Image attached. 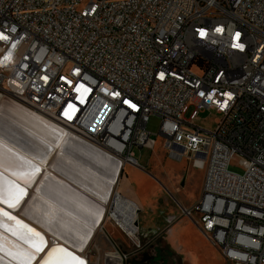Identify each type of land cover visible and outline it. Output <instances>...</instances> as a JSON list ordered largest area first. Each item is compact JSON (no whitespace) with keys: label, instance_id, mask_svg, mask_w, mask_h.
Listing matches in <instances>:
<instances>
[{"label":"built area","instance_id":"built-area-1","mask_svg":"<svg viewBox=\"0 0 264 264\" xmlns=\"http://www.w3.org/2000/svg\"><path fill=\"white\" fill-rule=\"evenodd\" d=\"M0 33V105L70 131L122 170L140 169L133 151H153L159 120L167 158L194 157L203 171L179 217H196L225 263L264 264V0H0ZM203 112L218 116L211 133L192 125Z\"/></svg>","mask_w":264,"mask_h":264},{"label":"bare ground","instance_id":"bare-ground-1","mask_svg":"<svg viewBox=\"0 0 264 264\" xmlns=\"http://www.w3.org/2000/svg\"><path fill=\"white\" fill-rule=\"evenodd\" d=\"M0 145L10 150L4 153L7 158L14 159L11 154H15L39 169L27 178L15 176L27 196L11 208L12 212L58 240L57 245L74 248L81 258L103 224L105 206L119 181L120 164L70 131L12 102L0 105ZM112 206L109 219L130 241L135 240L136 206L118 192ZM0 256L4 264H17L7 255ZM104 258L105 264L122 263L115 252ZM81 259L87 264L85 258Z\"/></svg>","mask_w":264,"mask_h":264},{"label":"rangeland","instance_id":"rangeland-1","mask_svg":"<svg viewBox=\"0 0 264 264\" xmlns=\"http://www.w3.org/2000/svg\"><path fill=\"white\" fill-rule=\"evenodd\" d=\"M85 4L86 1H84L79 6V9L83 8ZM190 113V111L185 113L183 119L188 120ZM217 121L218 116L215 115L214 112H203L196 116V119L192 122V125L205 132L211 133L214 131ZM158 125L159 120L156 119L151 120L148 125L150 139L155 141V147L153 151L146 149H135L133 153L140 168L138 170L147 174L156 184L158 188L156 190V195L159 198V201L163 205L166 204V207H173L179 211V204L189 205L199 200L201 195L203 171L191 167V161L195 159L194 157L191 159H183L180 162H176L167 158L166 152L162 149V139L157 134ZM228 170L229 172L236 175H242L241 169L234 162L228 166ZM57 176L59 177V175ZM119 179L121 188L132 187V189L136 187L135 184L138 186L137 180L140 179V184L143 188V193L145 194L147 185L145 184L144 180L137 174H132L128 167L124 168V170L121 172V175L119 176ZM118 190L119 187L117 184L114 188L111 200L105 206V215L101 228L96 232L95 235L92 236L91 241L81 254V258L87 259L89 264H97L98 261L100 264H105V255L114 252L118 254L120 259L123 258V264H125V261L128 260V257L124 259V256L127 254L134 255L135 253V248L132 241L126 238L125 235L120 230H118L114 223L109 219V211L113 207V196L115 192L119 193ZM120 196L124 200H128L121 194ZM136 209V223L137 228L139 229L138 239L139 245L141 247L140 251H144L145 254L150 256L153 264H172V261H174L175 264H182L181 261V263L179 262L178 258L171 256L167 251L161 254L157 253L158 250H167V248L161 241L154 239V237L151 236L146 237L142 233L147 226L149 227L150 224L154 223L156 220L151 221L148 212H138L137 206ZM196 220L197 218L193 217V221H189L194 223ZM175 243H177V241H175ZM193 244L197 243L195 242ZM172 246L174 250H178V254H180V252L182 253V250H179L176 247V244L174 245L173 243ZM185 248H187L189 251H193L192 247H190V249L188 247ZM195 251L194 253L196 254ZM201 251H203V247ZM203 253L208 257V259L210 258L211 255L209 251H203ZM181 256H184V254H181ZM202 257L205 258L204 256H201L200 258H191L187 261L192 264H205V260ZM197 259H199V261H197Z\"/></svg>","mask_w":264,"mask_h":264},{"label":"snow or ice","instance_id":"snow-or-ice-1","mask_svg":"<svg viewBox=\"0 0 264 264\" xmlns=\"http://www.w3.org/2000/svg\"><path fill=\"white\" fill-rule=\"evenodd\" d=\"M222 31L223 29L220 28L219 32ZM199 35L204 37L206 34L200 31ZM237 36L240 38V32L235 34V39ZM8 39V36L0 33V40L6 41ZM235 44L233 43L232 47L237 49ZM240 44L244 46L243 43ZM123 103L128 104L129 101L125 100ZM131 107L135 108L136 106L132 104ZM4 153H10V150L0 145V204L12 208L26 195V190L7 179L4 173L8 172L18 178H27L39 172V169L15 154H11L14 159H9ZM0 229H6L11 237H15L13 240L9 236H5L3 231H0V254L7 255L17 264H34L40 253L45 254L39 260V264H84L79 257L62 246L54 245L49 248L48 242L40 232L3 208H0ZM46 248L47 251L45 252ZM0 264H4L2 256H0Z\"/></svg>","mask_w":264,"mask_h":264},{"label":"crops","instance_id":"crops-1","mask_svg":"<svg viewBox=\"0 0 264 264\" xmlns=\"http://www.w3.org/2000/svg\"><path fill=\"white\" fill-rule=\"evenodd\" d=\"M126 167L131 170L132 174H137L140 178L144 180L145 184L147 185L145 189V194L143 193L144 191L140 184V179L137 180L139 188L135 184L136 187L134 189H132V187L121 188L119 184V179L118 191L124 198L134 203L133 204L130 202L131 204L137 206L138 212H148L150 215V220H156L154 223H151L149 227L147 226L142 233L144 236L154 237V239H157L164 244L167 250H158V254L167 251L168 254H170L171 256L178 258L179 262L181 261L182 264H192L189 263L187 260L191 258H200L201 256H204L206 258L205 259L202 257L205 260V264H225L219 252L208 244V242L205 240V238L194 223L190 222L189 220H186L185 218H180L179 211L177 209L173 207H166V204L163 205L159 201V198L156 195V190L158 188L147 174L131 166H124L123 170ZM197 202H194L189 205L179 204L178 208H188L193 206ZM175 241H177V243H175ZM190 242L192 244L196 242L197 244L192 245ZM173 243L174 245L176 244V247L179 250H182V253L180 252V254H178V250L173 249ZM185 247H188L189 249L190 247H192L193 251H189ZM202 247L203 251L210 252L211 256L209 259L207 256L204 255L203 251H201ZM194 251L196 252V254L194 253ZM181 254H184V256H181ZM197 261H199V259H197Z\"/></svg>","mask_w":264,"mask_h":264},{"label":"water","instance_id":"water-1","mask_svg":"<svg viewBox=\"0 0 264 264\" xmlns=\"http://www.w3.org/2000/svg\"><path fill=\"white\" fill-rule=\"evenodd\" d=\"M122 172V170H121ZM121 175V173H120ZM7 179L11 180L13 183L15 184H18L20 185L18 182L15 181V176L13 175H6L5 176ZM21 187H23L22 185H20ZM26 195H24L22 198H21V201H24L26 199ZM0 208H3L4 210L8 211L9 213H11L12 215L14 216H17L19 219H21L23 222H25L26 224L30 225L32 228H34L36 231L40 232L44 238L46 239V241L48 242V247L50 248L51 246H54V245H57L59 243L58 240H56L55 238H53L52 236H50L48 233H46L45 231H43L41 228L37 227L34 223L30 222L28 219L24 218L22 215L20 214H17V213H14L12 212L11 208L7 207L6 205L4 204H0ZM6 223H11V222H6ZM136 225V224H135ZM0 231H3L4 232V235L5 236H9L11 239L15 240V237H11V234L6 230V229H0ZM18 243H22L21 241H17ZM65 246H62L64 247L65 249H67L68 251L72 252L75 256L79 257V253L72 247L64 244ZM58 246H61V245H58ZM25 247H27V245H25ZM115 248V247H114ZM47 251V248L45 249V252ZM117 251V250H116ZM43 254V255H42ZM45 253H40L38 254L37 256V260L38 258L42 255V257L44 256ZM120 255V254H119ZM122 258V257H121ZM81 259V258H80ZM82 260V259H81ZM36 262V261H35ZM34 262V264H35ZM38 262V261H37ZM39 264V262H38ZM122 264H123V258H122ZM125 264H127V262H125ZM132 264H136V263H132Z\"/></svg>","mask_w":264,"mask_h":264},{"label":"flooded vegetation","instance_id":"flooded-vegetation-1","mask_svg":"<svg viewBox=\"0 0 264 264\" xmlns=\"http://www.w3.org/2000/svg\"><path fill=\"white\" fill-rule=\"evenodd\" d=\"M125 262H127V264H153L151 257L145 254L144 251L135 252L134 255L129 256L128 260ZM172 264H175V262L172 261Z\"/></svg>","mask_w":264,"mask_h":264},{"label":"clouds","instance_id":"clouds-1","mask_svg":"<svg viewBox=\"0 0 264 264\" xmlns=\"http://www.w3.org/2000/svg\"><path fill=\"white\" fill-rule=\"evenodd\" d=\"M219 29H220V28H217L216 31L219 32ZM236 39H237V41H239V36H237ZM235 47H236L237 49H240V50H243V49H244V46H242L239 42H237V43L235 44Z\"/></svg>","mask_w":264,"mask_h":264}]
</instances>
